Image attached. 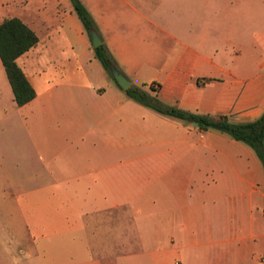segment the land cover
Segmentation results:
<instances>
[{
	"label": "crops",
	"instance_id": "crops-1",
	"mask_svg": "<svg viewBox=\"0 0 264 264\" xmlns=\"http://www.w3.org/2000/svg\"><path fill=\"white\" fill-rule=\"evenodd\" d=\"M57 1L65 10L57 3L49 15L48 0H29L37 15L18 17L37 35L36 21L46 26L17 60L35 89L31 102L15 104L0 60V100L19 108L28 142L20 167L34 181L1 189L0 210L31 231L27 264H264L255 152L130 99L95 58L73 7ZM81 2L117 69L132 86L155 84L164 106L238 123L263 114L264 0H225L209 37L191 42L166 30L163 12L150 20V0H114L99 10L108 23ZM165 34L176 44L164 45ZM54 49L60 57L47 60Z\"/></svg>",
	"mask_w": 264,
	"mask_h": 264
},
{
	"label": "rangeland",
	"instance_id": "rangeland-1",
	"mask_svg": "<svg viewBox=\"0 0 264 264\" xmlns=\"http://www.w3.org/2000/svg\"><path fill=\"white\" fill-rule=\"evenodd\" d=\"M91 6L96 13L97 19L102 23L112 21L105 13L99 12L105 6L113 7L114 0H89ZM150 20L154 23L158 21L157 16L163 12L166 22V30L171 35L178 36L183 41L191 42L200 36L209 37L211 28L210 22L213 20L214 10L218 7H224L225 0H169L165 1L162 6L161 0H150ZM57 0H48L47 11L53 14ZM67 3L72 7L71 2ZM66 2L58 3L59 10H65ZM34 4H30L29 0H0V22L9 17L28 16L35 17ZM48 15V16H49ZM73 15L74 12H73ZM168 24V26H167ZM35 25L38 35L45 37V24L37 20ZM155 27L151 29V37L158 33ZM164 45H175L176 41L171 37L167 38L165 34ZM92 47V45H91ZM47 54V60L58 59L61 55L57 49ZM88 72L89 79L92 84H97V73L90 67L84 68ZM156 88V86H154ZM144 89L147 90V87ZM19 108L11 99L0 100V190L6 192L15 191L21 184L30 187L34 185V181L24 178V175H30L33 171L20 167V151L28 145L24 135L19 133L17 123L20 120ZM189 125L191 123H188ZM23 164V163H22ZM63 183L64 180H58ZM9 213L0 210V264H27L24 254L36 246L31 241V231L15 224L8 219ZM10 225H7V222ZM8 222V224H9Z\"/></svg>",
	"mask_w": 264,
	"mask_h": 264
},
{
	"label": "trees",
	"instance_id": "trees-1",
	"mask_svg": "<svg viewBox=\"0 0 264 264\" xmlns=\"http://www.w3.org/2000/svg\"><path fill=\"white\" fill-rule=\"evenodd\" d=\"M69 1L90 38V29L94 28L97 30L94 19L81 0ZM38 42L39 37L36 32L20 18L9 17L0 22V60L11 85L14 102L18 107L31 102L36 97V92L18 65L17 60L36 47ZM93 50L95 58L100 62L109 78L116 84L110 73L109 64H113L116 68L117 65L105 43L103 42ZM154 86L155 84L150 85L147 90L131 86L126 91V94L133 101L159 114L171 116L187 123H197L200 130L219 131L227 134L235 141L246 144L255 152L264 167V112L254 121L241 123L231 121L226 115L212 118L206 115L190 113L175 107L164 106L159 100L158 91Z\"/></svg>",
	"mask_w": 264,
	"mask_h": 264
},
{
	"label": "water",
	"instance_id": "water-1",
	"mask_svg": "<svg viewBox=\"0 0 264 264\" xmlns=\"http://www.w3.org/2000/svg\"><path fill=\"white\" fill-rule=\"evenodd\" d=\"M90 39L92 47L94 49L99 47L103 43L101 37L94 28L90 29ZM109 68L110 73L114 78L116 84L122 89V91L126 92L132 86L131 81L123 73H121L113 64H109ZM193 125L195 127H198L197 123H193Z\"/></svg>",
	"mask_w": 264,
	"mask_h": 264
}]
</instances>
